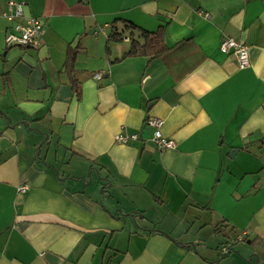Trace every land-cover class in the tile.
Returning <instances> with one entry per match:
<instances>
[{
  "label": "crops",
  "instance_id": "crops-1",
  "mask_svg": "<svg viewBox=\"0 0 264 264\" xmlns=\"http://www.w3.org/2000/svg\"><path fill=\"white\" fill-rule=\"evenodd\" d=\"M9 1L0 264H264V0H13L41 22L37 49L6 45ZM124 22L162 29L165 51L123 57Z\"/></svg>",
  "mask_w": 264,
  "mask_h": 264
},
{
  "label": "built area",
  "instance_id": "built-area-1",
  "mask_svg": "<svg viewBox=\"0 0 264 264\" xmlns=\"http://www.w3.org/2000/svg\"><path fill=\"white\" fill-rule=\"evenodd\" d=\"M9 12L4 13L3 17L9 22V29L5 35L6 45L23 46L26 48L37 49L41 45L43 28L39 19L26 17L24 15V3L10 0L8 2ZM219 51L222 54L233 55L240 68H246L249 65L248 49L241 42L232 38H222L219 44ZM102 75L94 74L93 79L99 80ZM146 125L152 131V141L159 151H166L175 147V142L162 135L161 129L163 121L156 117L146 119ZM137 140V135L119 133L115 135V141L120 144H127L130 141ZM28 190L27 185H21L17 188L18 193H24ZM240 239V238H239ZM227 253L226 250L223 252Z\"/></svg>",
  "mask_w": 264,
  "mask_h": 264
},
{
  "label": "trees",
  "instance_id": "trees-1",
  "mask_svg": "<svg viewBox=\"0 0 264 264\" xmlns=\"http://www.w3.org/2000/svg\"><path fill=\"white\" fill-rule=\"evenodd\" d=\"M123 27L126 31H130L129 33L130 50L123 57H134V56L144 55L154 58L159 56L163 51H165L166 47L162 40V35H163L162 29L154 33L139 31L140 32L139 37L141 38V40L140 39L138 40L134 38L132 32L137 29L135 26H133L130 23L124 22ZM121 39H122V33L116 31V22H115L111 25V32L109 33L108 41L119 42L121 41ZM73 61H74L73 54H69L66 66L71 69Z\"/></svg>",
  "mask_w": 264,
  "mask_h": 264
},
{
  "label": "water",
  "instance_id": "water-1",
  "mask_svg": "<svg viewBox=\"0 0 264 264\" xmlns=\"http://www.w3.org/2000/svg\"><path fill=\"white\" fill-rule=\"evenodd\" d=\"M195 3H196V0H191V2H190V4H191L192 6H195ZM251 258H252V256H249V258H248V262L251 261ZM256 262H257V261H256Z\"/></svg>",
  "mask_w": 264,
  "mask_h": 264
}]
</instances>
